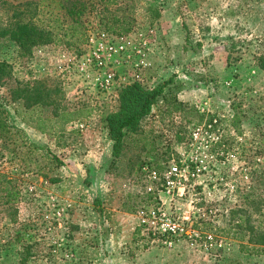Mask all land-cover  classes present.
<instances>
[{
    "label": "rangeland",
    "instance_id": "1",
    "mask_svg": "<svg viewBox=\"0 0 264 264\" xmlns=\"http://www.w3.org/2000/svg\"><path fill=\"white\" fill-rule=\"evenodd\" d=\"M14 18L32 19L52 41L20 53L8 38ZM71 23L79 25L72 32ZM106 29H154L159 45L143 86L169 80L177 87L115 159L102 119L116 110L118 93L77 94L59 68L63 53L83 47V32ZM0 61L12 67L0 83L1 110L9 112L0 131V189L6 177L19 192L12 215L0 198V264H264V248L253 244L264 189V0H0ZM42 84L53 90L46 106L11 102L9 89ZM61 111L74 119L65 122ZM213 117L224 161L169 203L188 212L197 237L169 248L143 239L134 216L158 201L143 194L140 167L162 166L194 125Z\"/></svg>",
    "mask_w": 264,
    "mask_h": 264
},
{
    "label": "built area",
    "instance_id": "2",
    "mask_svg": "<svg viewBox=\"0 0 264 264\" xmlns=\"http://www.w3.org/2000/svg\"><path fill=\"white\" fill-rule=\"evenodd\" d=\"M154 31L113 33L101 30L89 34L78 52L60 56L61 78L80 88L77 94L82 89H89L107 96L134 83H144L145 73L153 68L159 45ZM196 108L201 113L209 112L200 105ZM74 126L82 129L84 124L77 121ZM216 145L219 148L214 149ZM223 148L219 119L213 117L199 126L194 125L188 140L174 149L162 166L144 164L140 167L143 194L158 201L151 210L140 208L134 216L143 239L169 248L186 237H197L188 212L169 203L201 185L200 180L203 181L217 160L224 161ZM165 199L169 200L168 204ZM206 238L211 240L212 236Z\"/></svg>",
    "mask_w": 264,
    "mask_h": 264
},
{
    "label": "trees",
    "instance_id": "3",
    "mask_svg": "<svg viewBox=\"0 0 264 264\" xmlns=\"http://www.w3.org/2000/svg\"><path fill=\"white\" fill-rule=\"evenodd\" d=\"M152 11V13H156V16L159 15L156 10ZM67 15L71 17L75 15V13L70 11ZM14 22L15 23L9 29L8 38L18 48L20 53L28 54L35 47L46 45L52 41V33L39 27L32 21V19L23 21L19 18V20L16 19ZM78 26L79 25L71 23L67 26V30L72 32ZM106 31L113 33H127V30L124 32H118L106 29ZM82 38V44L84 45L88 39V35L83 32ZM11 75V65L5 61H0V83L10 79ZM169 82L170 81L167 80L158 83L152 88H145L143 86L144 83H134L118 90L116 110L108 113L102 119L107 130V135L112 142L111 155L114 159L118 157L120 151L123 149L124 141L127 135L138 129L140 122L151 113L153 106L160 100L167 102L172 97V92L173 90L176 91L177 87L170 85ZM9 93L11 95V102L23 100L26 108H30L32 106H46L48 104V100L51 99L53 90H51L47 85L42 84L34 87V89L12 88L9 89ZM1 108H3V102L0 99V131L3 132L8 126L6 118L7 116L9 117V112L6 111L5 108L2 110ZM4 113L7 115L6 118ZM58 116L63 118L65 122H69L74 119V112L61 111L58 113ZM238 123L239 117L234 115L231 120V125L238 129ZM37 130L46 132L41 127H37ZM15 134H18L17 131H15ZM3 181L5 182L3 189H0V193H2L0 198L3 200L1 205L6 208L9 215H12V205L17 200L19 192L11 180H6V177H3ZM260 198L259 203H256L255 211H257L262 217L261 233L259 239L253 243L258 244L259 247L256 248L259 249L255 250L259 252L263 251L264 248V189L263 195H261ZM250 202L251 201H249V203ZM247 212L248 211L246 210L244 211L246 214ZM246 217L247 221H249V212ZM244 248L247 249L245 245H242L241 249L243 250Z\"/></svg>",
    "mask_w": 264,
    "mask_h": 264
}]
</instances>
